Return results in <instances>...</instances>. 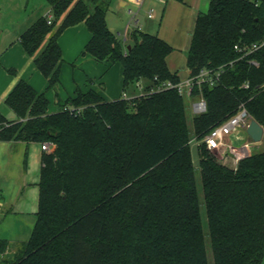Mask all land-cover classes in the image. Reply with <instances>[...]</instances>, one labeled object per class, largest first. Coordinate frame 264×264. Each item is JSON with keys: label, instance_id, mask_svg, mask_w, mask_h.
<instances>
[{"label": "trees", "instance_id": "trees-1", "mask_svg": "<svg viewBox=\"0 0 264 264\" xmlns=\"http://www.w3.org/2000/svg\"><path fill=\"white\" fill-rule=\"evenodd\" d=\"M46 1L52 25L39 19L20 42L34 56L48 38L34 60L48 91L61 83L59 38L81 23L92 35L84 54L121 65L124 93L141 82L146 92L180 82L167 65L173 48L139 31L126 45L110 29L104 3L91 9L87 0ZM262 41L264 2L211 0L209 11L198 15L187 56L190 76L205 69L222 74L216 87L194 89L207 109L195 115L192 128L177 90L110 102L97 91L78 90L50 114L46 93L20 81L6 99L19 121L0 114V140L52 148L42 157L36 224L9 264H211L207 235L213 264H262L264 152L231 167L205 145L197 148L207 234L190 144L241 108L264 128V45L247 55L235 49ZM7 249L0 241V254Z\"/></svg>", "mask_w": 264, "mask_h": 264}, {"label": "crops", "instance_id": "crops-1", "mask_svg": "<svg viewBox=\"0 0 264 264\" xmlns=\"http://www.w3.org/2000/svg\"><path fill=\"white\" fill-rule=\"evenodd\" d=\"M90 1L87 0L91 9L99 2L108 6L109 11L115 10L119 18L126 14L129 16V24L135 27L125 34L123 41L126 45L132 41L135 31L156 35L167 42L173 48L167 58L169 70L177 74L181 81L190 77L187 56L196 20L200 13L209 11L211 0H142L140 5L136 0ZM49 14H53V10L46 0H0V114L8 121H19L7 106L6 99L22 80L39 93H46L50 101V114L60 111V101L76 98L78 90L83 93L97 91L109 102L121 99L124 95L122 66L100 63L91 55L84 54L92 38L85 23L68 28L60 36L59 45L63 57L61 83L55 89L47 90L48 80L36 68L34 60L45 50L48 38L34 56H29L20 37L39 19ZM62 20L57 23V28ZM10 70H15L16 74H11ZM92 71L94 73L90 77ZM131 89L130 94L127 92L131 98L142 93L137 86ZM243 134L247 136L246 131L240 132L239 136ZM43 154L39 143L0 140V241L8 242L7 251L0 254V264H9L14 260L19 248L31 237L36 222H32V219L31 222L27 221L29 224L25 226L29 231L23 228V233L19 223L25 222L29 216H33V219L36 217L37 221ZM26 157L28 161L25 166Z\"/></svg>", "mask_w": 264, "mask_h": 264}, {"label": "built area", "instance_id": "built-area-1", "mask_svg": "<svg viewBox=\"0 0 264 264\" xmlns=\"http://www.w3.org/2000/svg\"><path fill=\"white\" fill-rule=\"evenodd\" d=\"M249 2L253 3L255 7H259L264 0H248ZM137 4H141L142 0H136ZM134 17V13L130 12ZM150 17H153L150 15ZM47 22L49 25H52L55 17L53 14H49L46 16ZM264 45V41L261 43L253 44L252 46H246L240 48L236 46L235 49L244 55L251 54L257 50H259ZM222 71L217 70H202L197 76L189 77L185 81H181L178 83H174L171 81H167L162 83L161 85L155 87L149 92H146L143 86V83H139L137 85L138 89L142 92L141 95H150L154 93L163 92L166 90H177L179 94L185 98H193L194 96V89L196 87H201L207 85L211 88L216 87L221 78ZM123 98L127 100H132L134 98L129 97L126 93H124ZM192 108L194 109L195 114H201L206 111L207 105L203 98L198 97V100L193 103ZM65 111H70L72 113H80L81 109H74V108H65ZM252 118L248 111L244 108H241L235 116L230 118L229 120L225 121L218 127L214 128L211 132H209L205 137H203L200 141L196 138L191 140V145L195 144L197 147L201 145H205L206 148L211 152H218L222 156H226L230 152H232V146L227 142V138L229 136H233L239 134L240 132L246 131ZM52 148L50 143H46L42 146L43 151H49ZM240 159V157H239ZM238 159V160H239Z\"/></svg>", "mask_w": 264, "mask_h": 264}, {"label": "rangeland", "instance_id": "rangeland-1", "mask_svg": "<svg viewBox=\"0 0 264 264\" xmlns=\"http://www.w3.org/2000/svg\"><path fill=\"white\" fill-rule=\"evenodd\" d=\"M97 4H99V2H97ZM101 5V4H99ZM208 12V11H207ZM107 23L110 27V29L118 35V37L122 40H124V36L125 34L128 33V31H132L134 29V25L133 24H129V16L126 14L123 18H119L118 14L115 12V10H110L108 11V15H107ZM120 67V66H118ZM90 69H85V71H88ZM94 71H92V73H89V76H93ZM132 91V89L128 90V93L130 94ZM122 95V93L120 94ZM198 97L200 96H195L193 98H185V103H186V107H187V115H188V121H189V125L192 128L193 127V119L195 117V114L193 112L192 106L193 103L195 101L198 100ZM234 136V135H233ZM229 136L227 138V142L229 144H231L232 146V152H230L229 154H227L226 156H222L220 153L215 152V156L216 158L223 162L224 164H227L228 166L233 167L239 157H245V156H250L251 154H255V153H262L264 152V138L261 142L259 143H254L249 137L248 135L246 136L245 134H243V136ZM200 141V140H198ZM192 147V156H193V161H194V165H195V176H196V184H197V189H198V194H199V198H200V202H201V210H202V217H203V223H204V228L205 231H208V223H207V217H206V210L204 207V194H203V187H202V178H201V172H200V168H199V162H200V158H199V154H198V147L193 144L191 145ZM1 214V213H0ZM25 222H20V228H22V233H23V228L25 229V231H29V229L25 226L27 225L28 222H32L34 220V222H36V217L33 216H29V218H25ZM20 220V219H19ZM28 221V222H27ZM29 224V223H28ZM13 231H14V226H12ZM9 230V227H8ZM24 231V232H25ZM32 231V230H31ZM208 234V232H207ZM206 242L208 245V255H209V259L211 264H213V256H212V251H211V247L209 244V237L207 235L206 238ZM264 264V262L262 263Z\"/></svg>", "mask_w": 264, "mask_h": 264}, {"label": "water", "instance_id": "water-1", "mask_svg": "<svg viewBox=\"0 0 264 264\" xmlns=\"http://www.w3.org/2000/svg\"><path fill=\"white\" fill-rule=\"evenodd\" d=\"M246 133L254 143H259L264 138V128L253 119L251 120Z\"/></svg>", "mask_w": 264, "mask_h": 264}]
</instances>
